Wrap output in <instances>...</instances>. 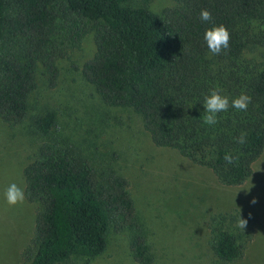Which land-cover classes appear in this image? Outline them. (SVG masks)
Returning <instances> with one entry per match:
<instances>
[{"label":"trees","instance_id":"obj_1","mask_svg":"<svg viewBox=\"0 0 264 264\" xmlns=\"http://www.w3.org/2000/svg\"><path fill=\"white\" fill-rule=\"evenodd\" d=\"M152 0H0V119L24 124L38 141L22 169L25 199L35 204L32 236L15 264H60L105 251L107 233L129 230L137 264H153L129 180L111 163L95 161L74 141L54 133L56 113L31 116L40 79L50 87L60 59L93 34L95 51L80 67L101 101L130 109L152 143L206 167L219 183L243 187L264 152V62L245 50L264 47V0H173L160 12ZM208 10L211 21H201ZM224 25L229 46L213 55L206 29ZM214 88L229 98L218 123L207 125L204 98ZM247 94L246 111L231 100ZM246 133L245 143L236 139ZM52 134H55L53 136ZM226 153L236 158L228 164ZM239 215L247 220L239 228ZM258 221L238 211L212 215L209 245L222 262L242 258Z\"/></svg>","mask_w":264,"mask_h":264},{"label":"rangeland","instance_id":"obj_2","mask_svg":"<svg viewBox=\"0 0 264 264\" xmlns=\"http://www.w3.org/2000/svg\"><path fill=\"white\" fill-rule=\"evenodd\" d=\"M172 5L173 0H152L150 9L160 12ZM252 28L264 32V22H254ZM94 51L93 34L88 33L59 60L54 86L40 79L31 99V116L46 108L54 110L55 134L74 141L95 161L111 163L129 180L148 232L153 264H264V152L250 181L230 187L176 150L155 146L134 112L104 104L81 76L80 67ZM244 56L264 62V47L253 46ZM29 124L30 120L10 126L0 119V264L21 262L32 236L35 204L24 199L10 206L4 196L12 183L24 187L22 169L38 141ZM235 210L254 217L258 225L245 255L222 262L211 251L208 221L216 213ZM130 237L129 230H110L103 253L60 264H137L129 249Z\"/></svg>","mask_w":264,"mask_h":264},{"label":"clouds","instance_id":"obj_3","mask_svg":"<svg viewBox=\"0 0 264 264\" xmlns=\"http://www.w3.org/2000/svg\"><path fill=\"white\" fill-rule=\"evenodd\" d=\"M201 21H211L212 15L206 10L202 9L200 12ZM204 40L206 42L208 50L213 55L220 54L222 49H227L229 46L230 34L224 25H214L204 32ZM221 89L214 88L210 91V94L204 98V112L203 122L207 125H215L218 123V113L226 112L229 108V98L225 95H221ZM251 102V97L247 94H240L237 97L232 98L231 107L239 110L246 111L249 103ZM246 133H241V135L236 139L239 144L245 143ZM226 163L232 164L235 162L236 158L230 153H226L223 157ZM6 203L10 206L23 203L25 199L24 191L16 183L10 184L5 193ZM255 203V201H252ZM247 225V220L242 219L239 215L238 227L244 229Z\"/></svg>","mask_w":264,"mask_h":264}]
</instances>
